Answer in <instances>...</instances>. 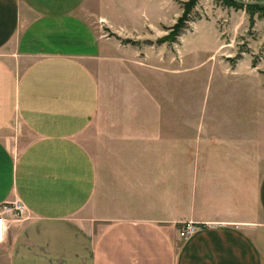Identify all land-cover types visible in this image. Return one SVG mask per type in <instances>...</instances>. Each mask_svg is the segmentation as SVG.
Wrapping results in <instances>:
<instances>
[{
	"label": "crops",
	"instance_id": "0c3cea01",
	"mask_svg": "<svg viewBox=\"0 0 264 264\" xmlns=\"http://www.w3.org/2000/svg\"><path fill=\"white\" fill-rule=\"evenodd\" d=\"M87 1L0 0V208L29 210L0 264H264V158L196 146L182 111L116 113L124 52Z\"/></svg>",
	"mask_w": 264,
	"mask_h": 264
},
{
	"label": "rangeland",
	"instance_id": "374dc122",
	"mask_svg": "<svg viewBox=\"0 0 264 264\" xmlns=\"http://www.w3.org/2000/svg\"><path fill=\"white\" fill-rule=\"evenodd\" d=\"M189 1H87L85 19L124 52L106 80L109 102L119 114L182 111L196 146L236 152L256 169L264 158V20L251 31L246 9L201 0L175 38ZM102 10L112 20L105 27Z\"/></svg>",
	"mask_w": 264,
	"mask_h": 264
},
{
	"label": "built area",
	"instance_id": "2783aa9c",
	"mask_svg": "<svg viewBox=\"0 0 264 264\" xmlns=\"http://www.w3.org/2000/svg\"><path fill=\"white\" fill-rule=\"evenodd\" d=\"M29 219V210L20 201L13 204H6L0 208V245L5 243V236L8 228L12 223H20ZM203 226L189 223L182 230L184 241H189L191 238L201 232Z\"/></svg>",
	"mask_w": 264,
	"mask_h": 264
},
{
	"label": "trees",
	"instance_id": "16d2710c",
	"mask_svg": "<svg viewBox=\"0 0 264 264\" xmlns=\"http://www.w3.org/2000/svg\"><path fill=\"white\" fill-rule=\"evenodd\" d=\"M201 0H190L185 4L184 14L179 24L173 28V36L177 38L181 31L186 27L187 23L190 22V17L198 7ZM224 7L235 9L236 11H242L243 9L247 10L250 22V30L253 31L257 24V20H264V6L252 5V6H242L235 3L233 0H215ZM241 2L247 3L246 0H239ZM262 1L251 0L250 3H261ZM264 2V1H263Z\"/></svg>",
	"mask_w": 264,
	"mask_h": 264
},
{
	"label": "water",
	"instance_id": "95a60500",
	"mask_svg": "<svg viewBox=\"0 0 264 264\" xmlns=\"http://www.w3.org/2000/svg\"><path fill=\"white\" fill-rule=\"evenodd\" d=\"M235 3H237V4H240V5H242V6H245V7H247V6H252V5H260V6H264V2H261V3H245V2H241V1H239V0H233Z\"/></svg>",
	"mask_w": 264,
	"mask_h": 264
}]
</instances>
